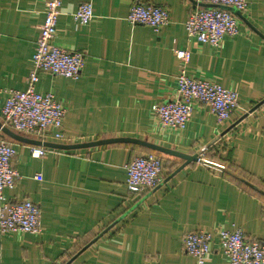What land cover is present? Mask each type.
Returning a JSON list of instances; mask_svg holds the SVG:
<instances>
[{"label": "crops", "instance_id": "obj_1", "mask_svg": "<svg viewBox=\"0 0 264 264\" xmlns=\"http://www.w3.org/2000/svg\"><path fill=\"white\" fill-rule=\"evenodd\" d=\"M195 1V2H194ZM89 2L93 18L81 25L72 14ZM196 0H62L53 42L81 51L77 78L40 73L37 91H50L66 108L63 138L47 130L42 142L76 144L113 137L140 138L203 160L161 158V181L145 194L126 186L125 165L147 151L134 143L60 149L31 144L2 131L14 147L18 177L5 188L9 201L30 199L40 209L37 234L0 233V264H198L183 251L184 234L213 235L204 264H229L218 251L219 229L239 228L264 241V0H247L239 33L214 48L190 39L185 28ZM135 3L168 11L154 29L126 21ZM44 20V0H0V123L11 90H25L31 56ZM190 50L188 71L234 90L239 106L217 123L195 103L183 131L162 128L151 106L174 97L180 63L173 49ZM30 146L45 153L32 157ZM155 154V153H154ZM185 163V164H184ZM38 175V177H36Z\"/></svg>", "mask_w": 264, "mask_h": 264}, {"label": "built area", "instance_id": "obj_2", "mask_svg": "<svg viewBox=\"0 0 264 264\" xmlns=\"http://www.w3.org/2000/svg\"><path fill=\"white\" fill-rule=\"evenodd\" d=\"M197 2L231 6L241 14L248 9L247 0H196ZM62 0H44V20L34 41L31 56L32 67L27 76L25 90H11L2 106V126L41 137L51 130L54 138H63V118L66 108L54 99L50 91H37L35 84L40 73H51L64 78H77L81 74L84 54L69 50L53 42L56 23L60 15ZM73 19L84 25L93 18L91 3H80L72 14ZM131 24H144L159 29L169 22L168 11L149 3L133 4L126 17ZM190 39L214 48L220 47L223 40L239 33L238 16L229 10L196 6L185 21ZM180 63L176 76L174 97L151 106V115L162 128L183 131L190 122L195 103L206 105L215 115L217 123L225 121L233 109L239 106L237 93L219 83L201 79L192 75L187 64L190 50L173 49ZM32 157L45 153L41 146H30ZM15 155L14 147L5 139L0 129V233L10 231L37 234L41 231L40 209L30 199L9 201L3 190L15 185L17 171L11 165ZM198 155V160L201 158ZM201 159L200 161H202ZM208 167L221 171L225 165L203 160ZM126 186L130 192L145 194L152 191L161 181V158L152 152L133 157L125 165ZM38 177V175L36 176ZM215 236L218 251L229 264H264V241L247 239L241 229H219ZM213 235L206 230H195L184 234L183 251L194 257L198 264H204L211 253L210 243Z\"/></svg>", "mask_w": 264, "mask_h": 264}, {"label": "water", "instance_id": "obj_3", "mask_svg": "<svg viewBox=\"0 0 264 264\" xmlns=\"http://www.w3.org/2000/svg\"><path fill=\"white\" fill-rule=\"evenodd\" d=\"M195 2V1H194ZM197 3V2H196ZM198 4L202 7L209 8V7H216V8H222L231 11L235 15L242 17L240 11L235 9L234 7L231 6H224V5H215V4H210V3H204V2H198ZM0 129L1 131L17 140H21L27 143L31 144H43L46 146L54 147V148H60V149H71V148H83V147H91V146H97V145H104V144H113V143H134L141 145L145 148L167 154V155H172L179 157L181 159H184L186 163L190 161H197L198 160V154H193V155H188L167 147H163L161 145H158L156 143H152L140 138H133V137H113V138H106V139H98L95 141H89V142H83V143H76V144H64V143H54V142H42L38 140H32L28 139L26 137H23L22 135L12 131L10 128L7 126H2L0 123ZM185 164V163H184Z\"/></svg>", "mask_w": 264, "mask_h": 264}, {"label": "trees", "instance_id": "obj_4", "mask_svg": "<svg viewBox=\"0 0 264 264\" xmlns=\"http://www.w3.org/2000/svg\"><path fill=\"white\" fill-rule=\"evenodd\" d=\"M138 147H140L141 149H143V150H145V151H147V152H152V153H155V154H161L160 152H157V151H154V150H151V149H148V148H145V147H143V146H141V145H138Z\"/></svg>", "mask_w": 264, "mask_h": 264}]
</instances>
